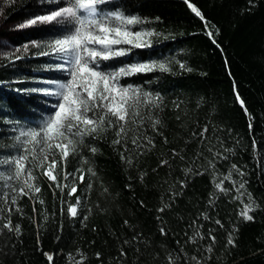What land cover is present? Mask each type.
Listing matches in <instances>:
<instances>
[{
  "label": "trees",
  "instance_id": "trees-1",
  "mask_svg": "<svg viewBox=\"0 0 264 264\" xmlns=\"http://www.w3.org/2000/svg\"><path fill=\"white\" fill-rule=\"evenodd\" d=\"M3 1L0 8L10 21L48 14L57 7L52 0ZM100 7L104 12L118 11L138 19L139 23L127 28L141 33L144 39L136 40L141 47L117 46L130 51L100 61L98 70L111 73L134 64L165 65L166 70L155 67L119 79L121 86L162 98L159 108L141 109L145 115L142 130L156 146L144 155L129 154L133 160L129 167L120 158V146L112 145L114 129L86 136L87 147L80 146L67 160L68 172L81 167L86 172L88 165L81 163V157H86L97 173L95 177L86 176L91 189L76 181L81 197L76 217L67 213L75 196L68 197L67 189L61 193L54 184L50 188L52 181L29 155L28 166L36 177L31 183L40 192L25 188L32 198L18 199L11 205V214L9 205L0 199V224L9 218L13 228L17 224L21 228L19 235L7 229L0 232V264H50L45 253L53 256L51 264H73L72 258L80 260L82 255L86 256L84 264H165L162 249H178L177 240L189 256L208 258L206 264H264V0H111ZM193 7L203 19L192 11ZM70 29L66 22L42 24L11 36L16 42L36 40L41 47L19 55L20 59L0 60V158H9L23 148L15 140L20 130L38 128L53 115L55 98L18 90L50 87L45 81L65 82L68 75L57 68L63 61L45 45L63 38ZM149 115L161 120L163 136L151 130ZM205 125L209 131L201 142L193 133L198 134ZM90 147L98 151L93 154ZM208 147H212V153ZM173 150L184 159L174 158ZM216 152L227 159L216 160L215 170L205 171V157L212 159ZM161 160L168 164L161 167ZM233 164L243 175L232 170ZM3 167L6 165H0V171ZM189 167L203 174L186 176ZM63 168L64 163L58 162L57 181L71 183V177L63 181ZM229 171L231 180L223 185L229 191L220 192L214 186V177L222 179ZM143 173L146 175L141 181ZM181 180L187 184L182 190ZM241 182L245 195L236 199ZM4 185L0 180V193L9 192ZM104 188L108 189L106 194ZM177 191L181 194L171 207L159 213L157 209ZM250 199L255 202L254 211L249 212L253 220L247 221L240 213ZM201 214L211 219L204 220ZM157 216L168 232L166 237L159 233L162 224ZM217 219L223 227L215 224ZM192 220L203 225L200 232L205 236L203 240L196 237L195 244L185 243V232L189 236L194 232L189 228ZM209 229L216 236L211 252L205 251L212 243L207 238ZM230 232L235 246L227 244ZM136 233L142 234L137 242L124 244ZM121 246L127 252L124 258L119 256ZM137 248L143 252L139 260ZM96 253H100L99 259Z\"/></svg>",
  "mask_w": 264,
  "mask_h": 264
},
{
  "label": "snow or ice",
  "instance_id": "snow-or-ice-1",
  "mask_svg": "<svg viewBox=\"0 0 264 264\" xmlns=\"http://www.w3.org/2000/svg\"><path fill=\"white\" fill-rule=\"evenodd\" d=\"M251 2V0H250ZM52 3L57 4L55 10H52L49 14L35 17L30 19L27 24H23L20 27H28L36 24H52L61 25L67 23L71 25V29L68 34L63 38L55 39L45 47L51 50V53H55L61 61L64 63L58 67L62 71H66L70 79L66 83H56L54 81H45L51 86L43 89L32 90H18L22 94L36 93L46 97H53L56 99V103L52 105L54 113L48 119H46L38 128L20 130L19 135L15 137L18 145L23 146L22 152L17 155H13L9 158H0V165L8 166V174L0 172V180L22 181V186L19 188L13 187L11 184H5L4 186L11 190L9 192L0 193V199L3 200L5 205H9L8 212L11 214L13 211L11 205H16L17 200L29 196V192L25 191L28 188L34 193L40 192V188L29 181L36 180L33 175L32 169L28 167L31 161L28 160V155L31 154L33 161H36V167L43 169L42 174L52 181L49 185L50 188L55 185V189H59L61 193L65 192L68 197L75 196V203L69 204L67 207V213L71 217L78 216V206L81 204V197L77 195L78 188L76 181L80 184H85L86 189L92 188V183H86V176L91 175L95 177L97 175L94 168L91 166L90 161L86 157H81V163L88 165L87 171L81 168L75 169L73 172L67 171V160L70 154H75L80 146L84 145V138L86 136H93L106 131L108 128L114 129L115 139L112 140V145L115 147L120 146V158L129 167L133 166V160L131 159V153L135 152L137 155H144L146 151L154 148L155 141L152 137L148 136L142 129L144 127L145 115L141 111L142 108H159L162 104V98L159 95L153 96L150 93H145L140 89L124 87L119 84L121 76L133 75L137 72L151 71L155 67H159L161 70H166L165 65H149V64H134L127 67H122L119 70L111 73H105L98 71V65L100 61L109 60L115 57L124 56L130 49L117 47L122 44H131L133 47H141V43L136 42V38L142 34L139 32L132 33L127 26L140 21L136 18H128L123 13L104 12L101 9V5H107L111 3V0H52ZM191 7V5H189ZM197 16L201 13L195 8H192ZM40 48L41 45L35 42L31 44H25L23 51L27 52L29 47ZM15 52H21V48L15 49ZM50 52H41V55H49ZM20 56H16V59H20ZM181 67H184L181 65ZM237 99L239 97L237 96ZM243 107V101H241ZM179 107V104L176 105ZM245 113L247 109L245 108ZM147 120L150 122V127L153 132L163 136V133L159 130L161 126V120L159 118H153L148 116ZM107 125V128L105 127ZM252 124L249 122V131H251ZM209 128L207 125L194 136L203 142L208 133ZM24 138V139H22ZM164 142L167 143V138L164 137ZM31 145V147H27ZM17 145H13L16 147ZM256 142L253 140V147L255 148ZM208 152L212 153V147H208ZM89 151L95 154L98 149L90 147ZM225 151H230L225 149ZM202 154V153H201ZM59 156V161L57 160ZM172 156L175 158L179 156L181 160L184 159L180 153L175 150L172 151ZM227 157H222L220 152L213 154L212 159L205 157L207 161L205 171L209 168L215 170V161ZM58 162L64 163L63 181H68L71 177V183H61L57 181V176L60 172H57ZM167 160H161L160 166L167 165ZM232 170L236 171L240 175L237 165H232ZM155 171V169L153 170ZM55 173V174H54ZM78 174V175H77ZM202 175L200 171L193 172L191 167L185 169V175ZM144 175L141 174L140 179L143 181ZM231 171L222 179H216L214 177V186L220 192L227 193L229 189L224 188L225 180H231ZM235 187L236 182H232ZM180 189H184L187 184L184 180L179 181ZM245 185L243 182L236 188V192L239 194L236 199L245 195V192H241ZM55 189L53 195H56ZM108 189L104 188L103 193H107ZM181 192L177 191L171 193L170 201L164 202L160 208L157 209L159 213L165 212L174 203L175 197L180 195ZM250 197V194H248ZM32 197L29 196V199ZM63 199V197H61ZM67 203V201H64ZM214 201H210L213 203ZM39 203L43 204V200ZM255 202L251 199L248 204L244 205L243 211L240 215L247 221L253 220V216L249 215V212L254 211ZM141 206L143 202L141 201ZM3 209H0L2 211ZM17 212L21 209L16 208ZM33 211L36 209L33 207ZM64 209H61L63 214ZM204 220L211 219L206 214H201ZM6 222L0 224V232L7 229L9 232H15L20 234L21 228L17 224L15 228L12 227L11 220L5 218ZM86 220L87 217H84ZM157 220L161 221L162 226L159 228L161 236H167L165 226L160 216H157ZM128 221L125 220L124 224L127 226ZM215 224L223 227L220 220H215ZM202 224L197 225L196 220H192L189 224V228H193V235L189 236L185 232V236L188 239L185 243H197L196 237L201 240L205 238L201 234L200 229ZM214 230L209 229L207 232V238L212 241L208 245L205 251L211 252L213 246L216 243V236L213 234ZM142 236L140 233L133 235L132 240H125L124 244H130L137 242ZM176 244L180 247L178 249L163 248L165 253V264H206L208 258H202L199 254L189 256L184 250L180 240L176 241ZM227 244L235 246V241L232 238L230 232L227 239ZM199 251V250H198ZM139 254L137 259L139 260L143 256V252L139 248L136 249ZM158 255V254H157ZM47 260L53 261V256L45 253ZM119 256L124 258L127 256V252L121 246L119 250ZM97 259L100 258V253H96ZM86 256H81L80 260L72 258L73 264H84Z\"/></svg>",
  "mask_w": 264,
  "mask_h": 264
},
{
  "label": "rangeland",
  "instance_id": "rangeland-1",
  "mask_svg": "<svg viewBox=\"0 0 264 264\" xmlns=\"http://www.w3.org/2000/svg\"><path fill=\"white\" fill-rule=\"evenodd\" d=\"M2 1L3 0H0V2H2ZM43 15H45V14H42V15H39V16H43ZM39 16H35V17H39ZM35 17H27V18H22V19H19V20L10 21V20L5 19L4 15H3V10L0 8V60L9 59L11 57L19 56L21 54L30 52L32 49L37 48V47H31L30 46L28 51L24 52L23 51V46L25 44H31L32 42H35V43H38V44H40V43L38 41H36V40L16 42L11 37V36L17 35L18 33L22 32V31H24L26 29L32 28L34 26L42 25V24H36V25L28 26V27H20L23 24H27L30 19H33ZM143 39L144 38H143L142 35L140 37L136 38L137 41H142ZM17 48H21V52H15V49H17ZM63 63L64 62H62L61 64H58V65H62ZM57 68H59V67L57 66ZM98 71H100V70H98ZM64 73L67 74L66 71H64ZM69 79H70V77L68 76V78L63 83L68 82ZM27 147H31V145H27ZM22 150H23V148H21L20 151L16 152L15 155H17L19 152H22ZM29 155H31V154H29ZM28 167H30V166H28ZM0 172H4L5 175H7L8 174V166H6L5 168L4 167L1 168ZM3 181H4V184H11L13 187L19 188L18 187L19 181H17V180H11V181L3 180ZM29 182L31 183L32 181H29ZM7 189H9V188H7ZM9 192H10V194H13V193H11L10 189H9Z\"/></svg>",
  "mask_w": 264,
  "mask_h": 264
}]
</instances>
